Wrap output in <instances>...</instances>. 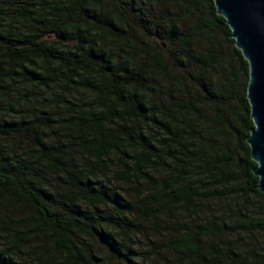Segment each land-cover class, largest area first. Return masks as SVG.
Listing matches in <instances>:
<instances>
[{
  "label": "trees",
  "instance_id": "16d2710c",
  "mask_svg": "<svg viewBox=\"0 0 264 264\" xmlns=\"http://www.w3.org/2000/svg\"><path fill=\"white\" fill-rule=\"evenodd\" d=\"M231 32L214 0H0V264H264Z\"/></svg>",
  "mask_w": 264,
  "mask_h": 264
},
{
  "label": "water",
  "instance_id": "95a60500",
  "mask_svg": "<svg viewBox=\"0 0 264 264\" xmlns=\"http://www.w3.org/2000/svg\"><path fill=\"white\" fill-rule=\"evenodd\" d=\"M217 11L226 18L236 46L248 60L250 73L247 97L254 126L247 141L253 169L264 192V0H214Z\"/></svg>",
  "mask_w": 264,
  "mask_h": 264
}]
</instances>
